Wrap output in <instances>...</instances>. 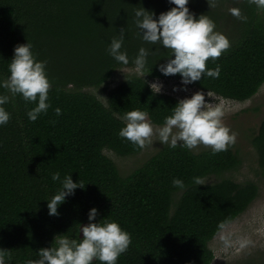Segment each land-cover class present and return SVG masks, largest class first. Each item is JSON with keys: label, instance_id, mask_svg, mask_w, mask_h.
<instances>
[{"label": "trees", "instance_id": "16d2710c", "mask_svg": "<svg viewBox=\"0 0 264 264\" xmlns=\"http://www.w3.org/2000/svg\"><path fill=\"white\" fill-rule=\"evenodd\" d=\"M216 1L225 0H189L186 6L217 25L220 17L209 9H215ZM235 4V18L242 26L220 57L206 61V69L220 65L219 78L205 76L189 86L246 102L264 86V0ZM174 6L168 0H0V79L8 75L14 47L28 40L37 60L47 62L52 85L51 106L35 122L26 115L34 102L17 95L4 105L11 117L0 126V249L10 251V264L38 258V251L50 247L56 235L82 239L81 225L88 223L93 207L98 209L94 222L109 216L131 234L132 242L117 264H213L211 242L259 196L255 181L238 183L227 176L243 167L239 152L230 147L195 153L164 145L126 177L105 154L112 151L125 158L143 149L118 134L124 126L119 117L125 112L148 111L159 124L179 101L149 87L155 79L181 78L160 73L171 50L143 41L135 25L140 7L158 17ZM121 29L127 65L106 50ZM140 47L149 51L143 74L110 89L117 70L135 67L132 61ZM90 89L105 94L106 103ZM0 93L10 95L4 88ZM252 144L264 176V119ZM56 171L61 179L71 174L85 187L66 197L58 216H49L46 200L60 187L51 179ZM193 177L203 178L205 184L195 185ZM211 177L218 181L208 183ZM173 178L183 180L186 188L174 187Z\"/></svg>", "mask_w": 264, "mask_h": 264}, {"label": "clouds", "instance_id": "9594fccd", "mask_svg": "<svg viewBox=\"0 0 264 264\" xmlns=\"http://www.w3.org/2000/svg\"><path fill=\"white\" fill-rule=\"evenodd\" d=\"M168 2L175 6L160 13L158 17L143 7L135 11V25L141 39L152 44L159 43L163 48L171 50L167 62L159 66L160 73L164 76H180L181 87H174L173 91H187V85L205 76L219 78L220 65L206 69V61L220 57L230 46L228 39L215 31V23L207 15L197 17L190 12L186 6L189 0ZM124 36V29H121L119 36L111 39L106 50L115 61L127 65V52L121 50ZM32 48L28 40L27 43L16 45L13 57L8 62V75L0 79V88L10 94L0 93V126L6 125L11 117L4 107L10 96L15 98L19 95L26 102L35 103L36 106L26 113L33 122L40 114H46L51 106L48 93L52 85L46 73L47 62L37 60ZM148 55L147 49L139 48L132 61L138 73L143 74ZM149 87L158 93L163 85L156 81ZM206 95L211 97L213 94L207 91ZM54 111L57 116L62 114L59 107ZM170 111L171 114L165 116L159 124L152 121L148 111L139 108L127 111L119 117L124 126L118 134L141 148L152 143L151 138L155 135L162 145L166 144L169 148L179 146L191 150L198 145H205L213 153L226 150L236 141L237 133L223 123V107L207 103L202 91L180 99ZM51 179L59 182L60 187L46 200L48 215L58 216V207L65 202L66 197L74 195L78 188L83 190L85 184L81 180L74 182L71 174L61 179L59 171L51 173ZM192 181L197 186L205 184L201 177H193ZM172 185L181 190L186 188L179 178H173ZM97 215L98 209L93 207L89 210L88 223L81 225L82 239H73L67 234L56 235L50 247L41 248L37 253L38 258L29 259L26 264H92L93 260L101 264H117L118 258L128 250L132 242L131 234L109 216L94 222ZM10 260V251L0 249V264H10Z\"/></svg>", "mask_w": 264, "mask_h": 264}, {"label": "rangeland", "instance_id": "374dc122", "mask_svg": "<svg viewBox=\"0 0 264 264\" xmlns=\"http://www.w3.org/2000/svg\"><path fill=\"white\" fill-rule=\"evenodd\" d=\"M256 1V0H254ZM242 0L216 1L211 11H217L220 17L215 31L222 33L229 41L231 35L236 32L237 26H242V21L235 18L238 14V5ZM212 5V4H210ZM239 17V16H238ZM139 74L135 67H124L117 70L111 79L110 89L118 86L127 77ZM160 82L163 88L159 93H167L176 98L190 97L193 93L200 91L187 85V91H173L174 87H181L180 81L168 79H155L152 82ZM96 93L104 103L106 95L101 91L90 89ZM155 90V89H154ZM156 91V90H155ZM204 92V91H202ZM205 93L207 103L220 104L223 107V123L232 131L237 133L236 141L228 147L238 151L243 161V167L238 172L227 174L238 183L255 181L260 187L259 196L235 222L226 226L220 234L211 242V249L215 253L213 264H242L254 261L264 264V176L258 167V155L252 141L257 135L260 125L264 119V86L251 100L239 102L224 99L212 92L208 97ZM152 143L146 144L141 153L130 157H120L112 151L105 154L116 164L122 176L134 174L141 169L145 162L154 156L166 144L162 145L158 137L153 135ZM211 149L209 146L198 145L193 148L195 153H201ZM218 178L211 177L207 182H217ZM227 241V243H226ZM247 241L245 244L244 242ZM243 245V246H242Z\"/></svg>", "mask_w": 264, "mask_h": 264}]
</instances>
